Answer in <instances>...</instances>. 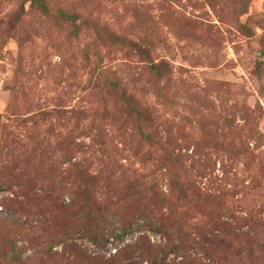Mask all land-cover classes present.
Instances as JSON below:
<instances>
[{
    "label": "rangeland",
    "instance_id": "374dc122",
    "mask_svg": "<svg viewBox=\"0 0 264 264\" xmlns=\"http://www.w3.org/2000/svg\"><path fill=\"white\" fill-rule=\"evenodd\" d=\"M0 264H264V0H0Z\"/></svg>",
    "mask_w": 264,
    "mask_h": 264
}]
</instances>
